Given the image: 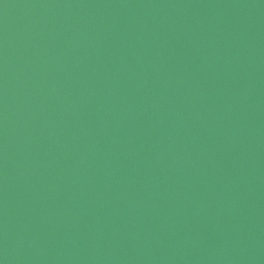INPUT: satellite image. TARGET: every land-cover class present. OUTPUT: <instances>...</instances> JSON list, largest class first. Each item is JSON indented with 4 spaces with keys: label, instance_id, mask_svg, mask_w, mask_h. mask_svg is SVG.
Segmentation results:
<instances>
[{
    "label": "water",
    "instance_id": "1",
    "mask_svg": "<svg viewBox=\"0 0 264 264\" xmlns=\"http://www.w3.org/2000/svg\"><path fill=\"white\" fill-rule=\"evenodd\" d=\"M0 264H264V0H0Z\"/></svg>",
    "mask_w": 264,
    "mask_h": 264
}]
</instances>
